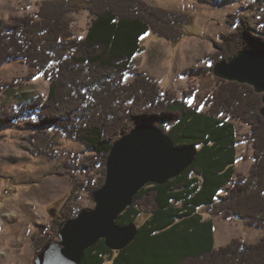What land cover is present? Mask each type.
<instances>
[{"label": "trees", "instance_id": "1", "mask_svg": "<svg viewBox=\"0 0 264 264\" xmlns=\"http://www.w3.org/2000/svg\"><path fill=\"white\" fill-rule=\"evenodd\" d=\"M77 2L91 16L81 39L72 32L69 15L76 9L71 0H49L34 15L0 20V68L19 61L29 67V80L44 76L50 82L47 95L0 110V126L23 123L33 129L29 151L34 155L52 156L51 130L86 147V154L65 162L69 172L86 177L73 178L72 201H78L82 192L93 195L103 186L112 148L141 124L160 130L175 146H194L197 152L191 167L164 185H148L119 217L120 226H138L132 244L113 251L101 240L86 251L82 264H264V236L257 244L235 238L216 248L214 222L204 218V214L239 218L264 230L261 95L247 84L217 78L214 91L203 98L207 110H200L190 104L195 86L179 98L135 64L147 33L169 42L181 40L185 32L178 22L184 23L179 18L185 15L142 0ZM256 7L252 3L242 9ZM227 23L234 30L221 35L217 51L205 58L208 65L190 68L183 76H207L215 64L241 51H264V16L255 24L259 32L238 12L229 14ZM127 76H133V81L126 83ZM11 88L17 86L0 83V93ZM231 120L250 128L245 137L253 147V164L247 174L236 171L241 141ZM40 139L42 143H36ZM81 210L69 203L61 218L41 226L45 235L31 237L36 251L58 242L62 225ZM51 230L53 234L48 233Z\"/></svg>", "mask_w": 264, "mask_h": 264}, {"label": "rangeland", "instance_id": "2", "mask_svg": "<svg viewBox=\"0 0 264 264\" xmlns=\"http://www.w3.org/2000/svg\"><path fill=\"white\" fill-rule=\"evenodd\" d=\"M49 0H0V20L10 22L13 18L34 15L40 6ZM146 3L185 15L178 22L185 36L177 42H169L149 32L143 36V53L135 58V64L142 71L155 78L160 87L171 91L179 98L183 93L196 87V94L190 104L206 111L203 98L217 86L214 74L207 76H183V72L207 66L205 58L214 54L221 35L234 30L228 23L229 14L240 13L255 32L256 22L264 16V2L258 0H142ZM76 11L69 17L75 38H84L91 16L84 4L71 0ZM257 3L253 10L242 6ZM187 18V21L184 19ZM216 65V64H215ZM214 69V68H213ZM29 67L22 62H11L0 68V83L17 86L0 93V110L31 101L39 95H47L50 82L44 76L29 80ZM126 83L133 81L127 76ZM248 85V84H247ZM255 90V89H254ZM257 93V92H256ZM259 94V93H257ZM262 97V94H260ZM241 143L237 147L236 171L247 174L253 164V147L246 139L250 132L248 125L231 120ZM52 137V156L34 155L29 138L35 131L23 123L15 126H0V264H35L36 251L32 238L42 235L41 226H50L62 217L64 208L71 203L78 208H94L93 195L82 192L78 201H72L73 178L84 180L83 174L69 172L65 168L67 158L83 156L86 147L80 142L66 138L56 131H48ZM36 143L41 144V139ZM34 149V147H33ZM96 179L101 175L93 174ZM106 178V177H105ZM226 188L220 196H223ZM181 207V203H175ZM205 219L214 222L215 247H223L237 238L243 242L257 244L264 236L263 229L250 227L246 221L224 219L204 214ZM146 217L140 218L142 223ZM53 234L52 230L48 232ZM59 241V240H58ZM42 251V250H41Z\"/></svg>", "mask_w": 264, "mask_h": 264}, {"label": "water", "instance_id": "3", "mask_svg": "<svg viewBox=\"0 0 264 264\" xmlns=\"http://www.w3.org/2000/svg\"><path fill=\"white\" fill-rule=\"evenodd\" d=\"M222 80L248 84L262 94L264 117V51L248 49L214 66ZM194 146H175L171 139L148 124L135 127L112 148L103 186L93 194L94 208H86L67 220L58 231V242L48 243L35 264H82L85 253L99 241L113 251L132 244L136 223L120 226L119 217L150 184L164 185L192 166Z\"/></svg>", "mask_w": 264, "mask_h": 264}]
</instances>
